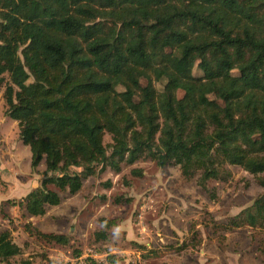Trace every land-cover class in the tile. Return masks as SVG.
I'll return each mask as SVG.
<instances>
[{
	"label": "trees",
	"instance_id": "16d2710c",
	"mask_svg": "<svg viewBox=\"0 0 264 264\" xmlns=\"http://www.w3.org/2000/svg\"><path fill=\"white\" fill-rule=\"evenodd\" d=\"M2 85L31 168L45 163L18 203L26 215L77 193L98 166L149 159L204 189L227 179L226 164L244 168L263 192L230 223L264 227V0H0ZM112 223L101 218L95 239ZM20 253L1 231L0 261Z\"/></svg>",
	"mask_w": 264,
	"mask_h": 264
},
{
	"label": "rangeland",
	"instance_id": "374dc122",
	"mask_svg": "<svg viewBox=\"0 0 264 264\" xmlns=\"http://www.w3.org/2000/svg\"><path fill=\"white\" fill-rule=\"evenodd\" d=\"M192 72L201 74L196 65ZM3 90L2 85L0 116ZM0 128V232L8 230L21 248L9 263L0 264H110L107 255L118 259L115 264H264V227L230 223L263 192L244 168L226 164L227 179L208 180L204 189L198 174L186 179L178 166L158 167L149 159L121 163L118 172L98 166L77 193L61 192L57 206L28 216L18 203L40 185L45 163L31 168L16 121L1 117ZM103 142L111 144L108 133ZM101 218L113 223L106 238L96 240ZM36 231L64 234L69 243L47 242Z\"/></svg>",
	"mask_w": 264,
	"mask_h": 264
},
{
	"label": "crops",
	"instance_id": "0c3cea01",
	"mask_svg": "<svg viewBox=\"0 0 264 264\" xmlns=\"http://www.w3.org/2000/svg\"><path fill=\"white\" fill-rule=\"evenodd\" d=\"M1 117H7V116H5V115L2 116V115H1L0 118H1ZM7 118L10 119L9 117H7ZM11 120H12V119H11ZM0 129H1V128H0Z\"/></svg>",
	"mask_w": 264,
	"mask_h": 264
}]
</instances>
